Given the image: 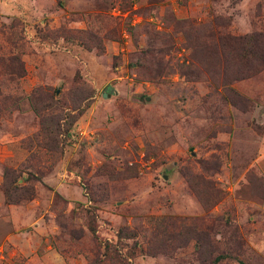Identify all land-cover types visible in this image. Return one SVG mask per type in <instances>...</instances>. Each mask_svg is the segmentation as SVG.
I'll return each instance as SVG.
<instances>
[{
  "label": "rangeland",
  "instance_id": "1",
  "mask_svg": "<svg viewBox=\"0 0 264 264\" xmlns=\"http://www.w3.org/2000/svg\"><path fill=\"white\" fill-rule=\"evenodd\" d=\"M249 37L264 0H0V264H264Z\"/></svg>",
  "mask_w": 264,
  "mask_h": 264
},
{
  "label": "trees",
  "instance_id": "2",
  "mask_svg": "<svg viewBox=\"0 0 264 264\" xmlns=\"http://www.w3.org/2000/svg\"><path fill=\"white\" fill-rule=\"evenodd\" d=\"M238 44H240V50L243 51V54L245 55V52L246 54L247 53H253L254 54V57H255V61L257 63V66H261L263 67L264 66V49L263 47L262 48H259V45L257 44L256 47H253L252 46V37H249L248 40H244L242 38H240V40H238L237 42ZM7 67L8 69L11 71L8 73V77L10 78L11 81H15L16 78L18 80H21L25 77V74H26V70L24 68V63L22 62V60L18 57V56H13V57H10L7 59H4V63H3V60L0 62V64H7ZM0 111L3 110L4 108H7V106L9 105H12L14 107H17V101L18 100H13L12 97L10 96H3L2 95V92H0ZM44 121V120H43ZM43 126H44V122H43ZM44 130V128H43ZM45 132V130H44ZM45 144L41 141L38 146L39 147H42L44 146ZM185 225V224H184ZM183 225V229L185 228L186 230V234L184 237H187V227H185ZM190 234V232H189ZM181 235V234H180ZM126 238H129V239H134V238H137V235L135 233H128L121 229L119 231V238L120 239H123L124 237ZM114 247V245L108 243L107 244V247H106V257H108L110 260L112 259H115L116 257H118L119 255H114L112 254V248ZM139 248V244L138 243H135V247L133 249V251L135 250H138ZM135 255V254H134ZM225 259V255H221L217 258V261L220 262L221 260ZM124 264V263H122ZM127 264V262H126Z\"/></svg>",
  "mask_w": 264,
  "mask_h": 264
}]
</instances>
